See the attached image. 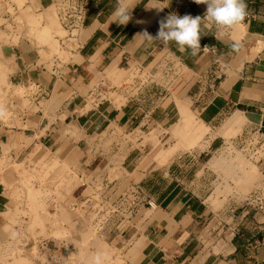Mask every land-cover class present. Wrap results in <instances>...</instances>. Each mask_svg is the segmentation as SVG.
<instances>
[{
  "label": "crops",
  "instance_id": "obj_1",
  "mask_svg": "<svg viewBox=\"0 0 264 264\" xmlns=\"http://www.w3.org/2000/svg\"><path fill=\"white\" fill-rule=\"evenodd\" d=\"M10 1L20 21L13 23V71L8 78L24 89L22 97L28 102L22 106L20 98H14L13 114L8 120H0V163L6 161L2 156L14 158L32 146L54 150L61 146L64 151L68 144L81 150L80 165L92 167L102 158L87 151L88 137L112 123L145 122L146 116L147 129L160 131L174 124L180 119L177 97H185L192 90L195 95L197 75L213 67L215 60L223 74L214 93L203 96L207 97L205 103L190 95V110L195 112L196 120L214 132L228 116L239 111L246 119L242 128L256 126L264 131V0H244L247 16L235 28L218 31L212 24L202 27L200 43L216 50H200L196 56L190 50L181 51L174 42L164 48L158 41L148 43L137 35L147 30L156 36L159 21L170 13L203 17L207 6L194 0H124L128 7H134L126 25L113 22L121 0H91L83 25L75 36L63 41L64 45L60 43L63 39L54 34L53 24L48 23V19L55 18L49 10L53 0H24L20 6L23 17L19 6ZM185 5L188 8L183 11ZM55 41L62 55L53 50ZM237 42L241 45L239 52L232 50ZM166 52H171L181 65L180 74L168 86L147 85L138 93L132 91L134 95H120L119 101L112 97L91 104L86 99L96 85L109 88L133 64L151 66ZM106 72L111 78H106ZM38 90L46 95L39 97ZM210 132L204 133L202 147L177 150L169 157L170 149L158 152L159 160L167 157L161 164L153 159L135 164V149L126 156L135 154L126 165L128 178L137 177L142 190L156 203L154 209L142 207L130 220L104 228L102 236L115 248L131 251L132 259H126L130 264H264V217L244 216L242 228L234 235L230 232L219 246L202 227L211 216L204 196L209 178L215 174L202 156L210 147L218 149L225 140ZM258 166L264 174V161ZM2 185L0 228L6 222L1 214L10 201ZM214 220L212 217L207 227ZM236 223L232 222V228ZM5 235L0 232V248L7 242Z\"/></svg>",
  "mask_w": 264,
  "mask_h": 264
},
{
  "label": "rangeland",
  "instance_id": "obj_2",
  "mask_svg": "<svg viewBox=\"0 0 264 264\" xmlns=\"http://www.w3.org/2000/svg\"><path fill=\"white\" fill-rule=\"evenodd\" d=\"M13 2L19 6V13L23 16L24 11L20 6L22 7L24 0H13ZM10 3H12L10 0L0 1V14L5 13V8H8L10 11V13L2 15L3 19L0 18V65H2L0 68L3 67L1 69H4V76L2 78L4 80L1 79L0 83L1 121L8 120L13 114L15 99L20 98L22 106H26L28 102L27 99H23L22 97L24 89L13 85L8 78L9 73L13 71L11 63L13 57L10 48L15 41V35H13L15 27L13 23L20 21V15L16 14L13 4L11 7ZM26 10H28V7ZM49 10L55 17L52 20L48 19V23L54 26V34L59 36L64 35L65 31L61 29L58 23L53 5ZM14 13L16 16H14ZM53 50L58 55L63 54L56 41ZM127 71L119 79L114 80L113 84L118 85L122 82ZM105 76L108 79L111 78L108 72L105 73ZM196 86L197 83L195 82V88H197ZM193 93L192 90L185 97H177L176 102L180 110V119L174 124L162 128L160 131L152 129L148 134H144L141 145H145V147L140 148L137 146L134 150L136 155L133 153L129 157L123 158L125 165L128 166L130 164L134 155L135 158L132 161H136L135 164H139L140 161L142 165L151 159L156 164H161L174 151L183 149L192 150L196 146L202 147L201 141L204 133L210 131L202 121L196 120L195 112L190 110V95H193ZM109 96H112L115 101L120 100V96L114 92L110 93ZM174 97L176 96L174 95ZM87 105L90 104L87 102ZM185 108L188 109L187 112L184 110ZM238 112H233L215 129V133L211 131L209 134L222 135L226 141H229V137L234 136L236 132L241 130L242 123L246 121L243 116V121L234 120V114ZM73 133L74 131H69V134ZM91 140V137H88L87 144L91 143ZM37 146L41 145L23 150L21 155H17L14 158L2 156L6 161L0 163V183L7 189L6 194L10 201L5 209L6 212L4 211L1 214L6 222L0 230L6 234L5 240H10L9 243L12 246L8 250L9 253L0 250V264H35L41 262H45V264H88L92 254L100 250H106L109 253L108 264H125L126 259L131 260V251L126 252V248H115L107 238L102 236L105 235L104 228L106 225L100 233V231L96 232L94 228L89 226H78L80 222H76L73 219L75 215L69 204L80 189L78 185L81 180L77 171L80 169L78 156L81 150H78L77 146L72 148L68 144L64 151H61V146L57 150ZM171 147L173 148L171 149ZM165 149H170L172 152L165 159L159 160L156 155ZM37 153L41 156L39 157ZM53 161L56 165H48ZM112 161L114 162L115 159H112ZM202 161L207 162V166L216 172V175L214 174L209 178L208 189L204 196L206 200L205 204L210 211V219L215 217V220L213 223L210 222L207 227V222L210 220L207 218L202 227L205 226L206 234L208 233L210 237L214 238L213 243L219 246L225 243L223 239L229 235L232 229L235 234L239 228H242L241 223L244 218H240V214L245 207L239 206L241 205L240 197L258 184L261 174L259 164L246 160L237 149L234 152H230L229 149L224 147L218 149L210 147L207 154L202 156ZM105 162V159L96 161V164L92 165V167L102 165ZM132 164L134 166V162ZM92 167L88 165V169ZM21 168L25 171L21 170ZM248 171L249 174H247ZM112 174L119 179L121 177L118 171L112 172ZM135 180L137 181V177ZM15 184H17L16 187ZM30 188L37 192L35 193V198H32L37 202L35 203L36 205L34 204V207H37L34 212L31 209L32 206L30 208V201L33 202L31 200L32 193H29L32 192ZM22 196L23 200H25V205L20 207L17 199L22 198ZM232 208L234 210L229 211ZM245 209H248V205H246ZM249 211L248 215L253 213L250 209ZM36 216L37 218L39 216V218L37 219ZM232 222H237L233 228ZM58 228L61 229L59 230ZM20 233H22L21 238L19 237ZM37 233L45 236L65 237L70 251L67 254L57 253L52 255L39 253L35 246H30V240L27 237L25 238L26 235ZM81 235L82 237H80Z\"/></svg>",
  "mask_w": 264,
  "mask_h": 264
},
{
  "label": "built area",
  "instance_id": "obj_3",
  "mask_svg": "<svg viewBox=\"0 0 264 264\" xmlns=\"http://www.w3.org/2000/svg\"><path fill=\"white\" fill-rule=\"evenodd\" d=\"M90 2L91 0H53L52 5L56 18L61 29L65 31L64 35L58 37L63 39L60 42L62 45H64L63 41L75 36L77 30L83 25ZM10 5L12 7V3ZM187 8L188 5H185L183 11H186ZM8 12L10 13L8 8H5V13L2 14L5 15ZM200 44L202 52H215L216 50L214 46L206 43ZM128 70L124 76V80H127H122L118 85L112 84L111 87L105 89L98 84L88 92L86 99L91 104H96L99 101L112 98V96H109L112 92L127 97L134 95L133 92L138 93L147 85L163 84L168 86L180 74L181 65L180 61L176 60L171 52H166L158 57L151 66L137 63L133 64ZM222 74V67L219 61L215 60L213 67L206 70L203 75H197V88L195 95L192 97H195V99L201 98L204 100L202 102L205 103L207 97L203 96H206V94L210 96L214 93ZM128 86H131L132 89L129 90ZM37 94L42 97L46 95V92L38 90ZM145 118H147L145 122L134 125L126 123L109 124L104 131L95 134L92 136L93 138L91 137V143L87 144V151L94 152L96 157L104 158L106 162L91 169H88V165L79 166L78 174L81 181L78 186L80 189L69 204L75 215L73 219L80 222L78 226H89L94 228L96 232L100 231L101 233L105 225H115L120 221H128L142 207L149 209L156 207L154 200L142 190L139 182L128 178L129 172L123 163V158L128 156L137 146L140 148L145 147V145H141L143 135L152 130L147 129L148 116ZM221 147L229 149L230 152L237 149L246 160L260 164L264 161V131L256 126L242 128L229 141L222 140L218 148ZM112 159H115V161L113 162ZM115 171L120 172V179L113 176L112 172ZM260 174L258 184L240 197L241 205L239 206L246 208V205H248V209L243 208L240 218L248 215L250 213L249 209L253 212V215L264 217V174L261 171ZM16 186L17 184H15ZM2 187L5 191L7 190L3 185ZM18 201L20 207L25 205L23 196L20 199L18 198ZM233 210L234 208L229 209V211ZM22 233H20V238ZM231 234L234 235L233 229ZM34 235L29 234L25 238L27 237L31 242L30 246H35L41 254L48 253V255H52L70 251L65 237L45 236L38 233ZM9 242L10 240L0 250L9 253L8 250L12 246ZM125 264L130 263L126 260Z\"/></svg>",
  "mask_w": 264,
  "mask_h": 264
},
{
  "label": "clouds",
  "instance_id": "obj_4",
  "mask_svg": "<svg viewBox=\"0 0 264 264\" xmlns=\"http://www.w3.org/2000/svg\"><path fill=\"white\" fill-rule=\"evenodd\" d=\"M194 3L207 6L203 17L170 13L159 21V31L156 36H152L147 30L137 35L148 43L158 41L164 48H167L170 42H174L181 51L187 49L191 51L192 56H196L201 49L202 27L212 24L218 31L232 29L242 24L247 16L244 0H194ZM133 8L128 7L124 0H121L114 12L117 19L113 22L126 25L132 19ZM158 9L162 10V8ZM240 47L239 42L234 43L232 50L239 52ZM108 260L109 253L100 250L92 254L88 264H108Z\"/></svg>",
  "mask_w": 264,
  "mask_h": 264
},
{
  "label": "bare ground",
  "instance_id": "obj_5",
  "mask_svg": "<svg viewBox=\"0 0 264 264\" xmlns=\"http://www.w3.org/2000/svg\"><path fill=\"white\" fill-rule=\"evenodd\" d=\"M23 14H25V13H23ZM27 16H28V15H27ZM22 17H23V16H22ZM46 17H47V16H46ZM46 17H45V18H46ZM25 18H26V17H25ZM30 18H31V17H30ZM49 18H50V17H49ZM50 19H51V18H50ZM35 22H36V21H35ZM46 24H47V23H46ZM43 34H44V33H43ZM2 64H3V63H2ZM0 66H2V65H0ZM4 66H5V65H4ZM1 68H3V67H1ZM1 68H0V83H1L2 80H4V79H2L3 76H4V71H3L4 69L2 70ZM1 79H2V80H1ZM183 108H184V107H183ZM182 110H183V109H182ZM184 110L187 112L188 109L185 108ZM184 113H185V112H184ZM187 116H188V115H187ZM234 120L243 121L244 118H243L242 115L238 112V113H235V114H234ZM89 139H90V138H89ZM166 151H167V150H166ZM163 152H164V151H163ZM37 154H38L39 157L41 156V155H39V153H37ZM162 154H163V153H162ZM163 157H164V155H163ZM50 164H51V165H56L54 161L51 162V163H49L48 165H50ZM57 164H58V162H57ZM48 165H47V166H48ZM14 167H15V166H14ZM19 169H20V168H19ZM21 170H24V169L21 168ZM24 171H25V170H24ZM77 172H78V171H77ZM26 173H27V172H26ZM27 174H28V173H27ZM247 174H249V171H248ZM246 178H247V177H246ZM233 181H234V180H233ZM247 182H248V181H247ZM30 189H31V188H30ZM66 189H67V188H66ZM31 190H32V192H29V193H32L31 200H33L32 198H35V193H37V192H35V191H36L35 189H34L35 191H33V189H31ZM31 190H30V191H31ZM66 192H67V191H66ZM27 194H28V193H27ZM30 195H31V194H30ZM30 195H29V196H30ZM36 196H37V195H36ZM25 198H26V197H25ZM59 198H60V197H59ZM29 199H30V198H29ZM17 200H18V199H17ZM35 201H36V200H33V202L30 201V208H31V206H32L31 209H32L33 212L35 211V208H37V207H34V204L37 203V202H35ZM16 203H17V202H16ZM35 205H36V204H35ZM15 207H16V206H15ZM41 207H42V206H41ZM5 212H6V211H5ZM11 212H12V211H11ZM35 215H36V212H35ZM31 217H32V216H31ZM33 217H34V216H33ZM36 218H37V216H36ZM36 218H34V219H36ZM38 218H39V216H38ZM38 218H37V219H38ZM10 219H11V218H10ZM40 220H41V219H40ZM40 220H39V222H40ZM46 220H47V219H46ZM35 222H36V220H35ZM39 222H38V223H39ZM34 224H35V223H34ZM56 229H57V228H56ZM58 229H59V228H58ZM60 229H61V228H60ZM60 229H59V230H60ZM53 232H55V231L53 230ZM61 232H63V231H61ZM61 235H62V234H61ZM80 237H82V235H81ZM79 251H80V250H79ZM63 253H64V252H63ZM14 257H15V256H14ZM22 258H23V257H22ZM24 258H25V257H24ZM27 261H28V260H27ZM70 262H71V261H70Z\"/></svg>",
  "mask_w": 264,
  "mask_h": 264
}]
</instances>
